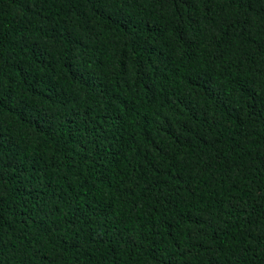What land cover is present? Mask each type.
Returning a JSON list of instances; mask_svg holds the SVG:
<instances>
[{
  "label": "trees",
  "instance_id": "1",
  "mask_svg": "<svg viewBox=\"0 0 264 264\" xmlns=\"http://www.w3.org/2000/svg\"><path fill=\"white\" fill-rule=\"evenodd\" d=\"M0 264H264V0H0Z\"/></svg>",
  "mask_w": 264,
  "mask_h": 264
}]
</instances>
